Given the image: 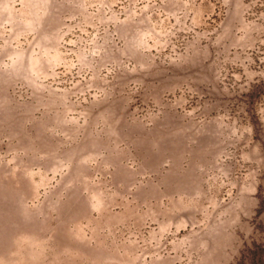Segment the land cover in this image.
<instances>
[{
	"label": "rangeland",
	"instance_id": "1",
	"mask_svg": "<svg viewBox=\"0 0 264 264\" xmlns=\"http://www.w3.org/2000/svg\"><path fill=\"white\" fill-rule=\"evenodd\" d=\"M0 264H264V0H0Z\"/></svg>",
	"mask_w": 264,
	"mask_h": 264
}]
</instances>
